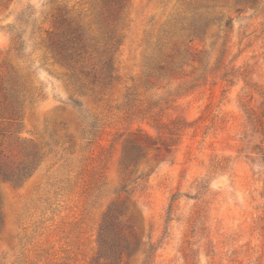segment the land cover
Segmentation results:
<instances>
[{"label": "rangeland", "instance_id": "1", "mask_svg": "<svg viewBox=\"0 0 264 264\" xmlns=\"http://www.w3.org/2000/svg\"><path fill=\"white\" fill-rule=\"evenodd\" d=\"M56 15L99 79L98 0H0V264H92L110 209L120 264H264V0H128L102 88L45 47Z\"/></svg>", "mask_w": 264, "mask_h": 264}, {"label": "trees", "instance_id": "2", "mask_svg": "<svg viewBox=\"0 0 264 264\" xmlns=\"http://www.w3.org/2000/svg\"><path fill=\"white\" fill-rule=\"evenodd\" d=\"M192 1H200L205 3H214L218 1H230V0H192ZM242 3H253L254 0H239ZM101 5L102 15L104 22L106 25H111L112 30L109 32L108 41L105 44L107 49H103L101 53L100 60V73L99 79L94 72L90 70H85L83 64L88 61L90 55L88 52V46L83 40L82 34L79 32V29L72 26L70 22H68L61 15H56L53 18L52 25L53 29L46 32V37L44 39V44L47 50L50 51L52 56L61 62L66 67H76L80 65V69L83 75L94 85L97 83L98 87H103L105 84L110 85L114 80L113 76V52L115 46L120 45L119 43V34L114 29V26L117 25L119 18L123 11L126 8L128 0H98ZM94 38L92 37L91 40ZM109 42V43H108ZM4 101H0V119L13 120L16 112L11 104H5ZM169 135L173 139L175 135V131L171 130ZM156 145V144H154ZM171 144L165 146V150L167 153H171ZM157 151L161 149L156 147ZM129 153L124 154V158H132L134 161L138 160L141 154V150L137 147L131 148ZM28 158H31L32 161H27V163L23 164V169L21 173H19L18 178L22 176L28 175L29 167L35 166L36 155L32 154ZM130 159V160H132ZM30 160V159H28ZM29 164V165H28ZM0 177L2 181H11V176L7 174L0 166ZM1 222V219H0ZM128 227L125 229L121 227V222L118 221L115 212L113 210H109L106 214L103 224L100 228L99 235V243L100 248L96 258L94 259L92 264H116L115 262L105 263L104 261L109 258L118 259V264L121 263L122 258L124 256L129 257L132 247L136 248V243H131L129 239V233H127ZM151 249V248H150ZM151 251L146 252V261H149L151 258Z\"/></svg>", "mask_w": 264, "mask_h": 264}]
</instances>
